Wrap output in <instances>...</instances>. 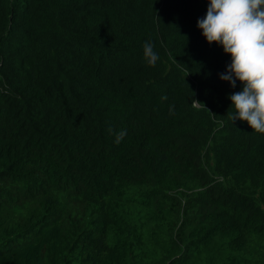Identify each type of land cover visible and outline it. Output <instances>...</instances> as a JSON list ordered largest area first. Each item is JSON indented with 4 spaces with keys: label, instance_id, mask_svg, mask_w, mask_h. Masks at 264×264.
Masks as SVG:
<instances>
[{
    "label": "trees",
    "instance_id": "16d2710c",
    "mask_svg": "<svg viewBox=\"0 0 264 264\" xmlns=\"http://www.w3.org/2000/svg\"><path fill=\"white\" fill-rule=\"evenodd\" d=\"M209 6L0 0V264H264V134Z\"/></svg>",
    "mask_w": 264,
    "mask_h": 264
},
{
    "label": "clouds",
    "instance_id": "9594fccd",
    "mask_svg": "<svg viewBox=\"0 0 264 264\" xmlns=\"http://www.w3.org/2000/svg\"><path fill=\"white\" fill-rule=\"evenodd\" d=\"M198 27L209 44H221L232 57L227 74L220 78L233 88L236 80L243 84L242 91L230 95L232 111L227 115L233 122L246 121L254 133L264 134V0H210ZM143 57L149 66L157 65L160 57L152 42L143 44ZM170 113L175 114L174 106ZM126 136V130L116 133L115 143L120 144Z\"/></svg>",
    "mask_w": 264,
    "mask_h": 264
}]
</instances>
